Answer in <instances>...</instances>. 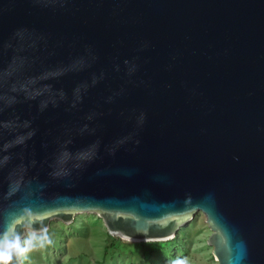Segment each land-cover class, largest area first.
<instances>
[{"label": "water", "instance_id": "obj_1", "mask_svg": "<svg viewBox=\"0 0 264 264\" xmlns=\"http://www.w3.org/2000/svg\"><path fill=\"white\" fill-rule=\"evenodd\" d=\"M21 26L48 35L47 63L89 46L95 52L90 69L53 82L57 88L71 94L93 73L104 78L77 109L20 106L37 117L26 155L38 161L30 175L46 186L0 196V232L13 218L22 238L53 218L96 211L112 234L159 240L202 210L217 264H264V0H71L58 10L0 0V35ZM126 59L138 65L132 77ZM141 111L139 145L109 155L105 146L131 132ZM90 112L99 114L97 133L77 136L73 147L99 138V158L71 180L50 179L56 138ZM6 188L0 176V192Z\"/></svg>", "mask_w": 264, "mask_h": 264}, {"label": "clouds", "instance_id": "obj_2", "mask_svg": "<svg viewBox=\"0 0 264 264\" xmlns=\"http://www.w3.org/2000/svg\"><path fill=\"white\" fill-rule=\"evenodd\" d=\"M42 8L53 10L66 9L71 0H33ZM49 37L46 33L35 28L21 26L12 31L6 38L0 35V176L6 182L7 188L0 192V196L9 199L26 188H31L33 182L36 188L42 190L46 185L39 183V177L30 175L37 167L38 161L33 156L27 158L30 142L34 140L38 129L34 127L36 116L26 117L20 111L21 105L37 106L38 113L49 108H58L67 105L68 109H77L83 102L89 89L104 78V73H93L90 80H82L72 88L71 94L63 88H57L53 82L59 81L69 74L87 71L96 61L97 56L93 49L86 47L80 55L71 57L67 62L50 64L46 56L50 55ZM126 75L132 77L138 71L135 60H124ZM120 71V65L115 66ZM109 96L111 103L115 98ZM99 114L90 112L84 117V122L78 126L67 128L62 137L55 140V149L48 164V176L52 180H71L95 162L101 151V140L79 148L73 147L77 136H95L97 126L95 120ZM146 115L141 111L136 118L135 128L127 135L115 140L111 145L105 146L109 155L126 145H139L137 138L139 130L143 127ZM47 147V145H45ZM24 217L27 226L31 227L30 209L24 208ZM15 216V214H10ZM54 243L47 227L40 229L39 235L31 230L27 239H21L16 230V220L12 225L0 232V264H23L27 254L34 251L37 244L40 248L51 246ZM169 264H189L186 257H177Z\"/></svg>", "mask_w": 264, "mask_h": 264}, {"label": "rangeland", "instance_id": "obj_3", "mask_svg": "<svg viewBox=\"0 0 264 264\" xmlns=\"http://www.w3.org/2000/svg\"><path fill=\"white\" fill-rule=\"evenodd\" d=\"M47 228L54 243L44 248L37 244L23 264H169L177 257H186L189 264L218 262L207 241L212 229L202 210L195 211L175 236L159 240L136 241L112 234L96 211L76 212L71 222L53 218Z\"/></svg>", "mask_w": 264, "mask_h": 264}]
</instances>
